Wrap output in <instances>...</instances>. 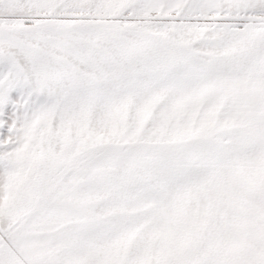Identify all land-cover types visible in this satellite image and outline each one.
Segmentation results:
<instances>
[{
  "label": "snow or ice",
  "instance_id": "snow-or-ice-1",
  "mask_svg": "<svg viewBox=\"0 0 264 264\" xmlns=\"http://www.w3.org/2000/svg\"><path fill=\"white\" fill-rule=\"evenodd\" d=\"M0 264H264V0H0Z\"/></svg>",
  "mask_w": 264,
  "mask_h": 264
}]
</instances>
